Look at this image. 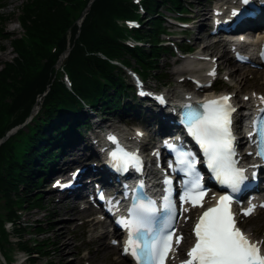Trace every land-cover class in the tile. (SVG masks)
<instances>
[{
  "label": "trees",
  "instance_id": "1",
  "mask_svg": "<svg viewBox=\"0 0 264 264\" xmlns=\"http://www.w3.org/2000/svg\"><path fill=\"white\" fill-rule=\"evenodd\" d=\"M127 0H94L84 17L81 26L77 27L76 19L80 15L83 4L80 0H25L22 2L20 14V26L27 33L28 42L11 38L10 44L15 52L11 60L0 59V139L4 137V131L9 127V117L13 118V124L19 126L29 116L31 108L38 97L43 94L44 111L42 115L47 119L54 116H62L61 121L69 122L70 115H62L64 110L71 109L77 112L81 107V101L89 103L108 102L115 107L120 104L117 96L113 97L112 91L122 93L123 87L114 78L115 67L98 56L101 53L106 58L124 56L123 49L115 41V30L112 34L105 32L107 27L115 28V16H129L130 10ZM174 5H179L176 0H170ZM157 2L149 0V10L156 12ZM6 2L0 1V7H5ZM159 13L157 17L147 18V27L135 33L138 39L149 43L150 48L138 50L134 56L135 63L143 73L151 70H159L158 58L162 51L158 46V31L161 28ZM9 16L0 13V37H11L3 32L4 24ZM113 20V26H112ZM67 33L70 39L67 40ZM52 44L65 50L70 47L65 60L74 80V93L68 94L63 86H58L52 77V66L58 58V54L49 52ZM1 53L5 48L0 46ZM124 51V50H123ZM134 55V54H133ZM3 65V66H2ZM112 100L102 101L100 98ZM56 127L60 129L64 125ZM52 133H39L35 141L36 146L30 152L25 161L24 168L16 164L18 158L26 150L23 138L6 140L0 145V171L3 167L5 175L0 174V189L5 192L10 204L14 196L25 201L30 206L44 208L43 199L36 192L42 180L40 171L46 169V163L50 154L45 152L52 143ZM45 142V143H44ZM50 144V145H49ZM10 165L5 164L10 161ZM19 186L22 193L19 196ZM51 213V212H50ZM9 219L13 218L11 206L7 209ZM14 231L20 234L24 229L14 225ZM22 249L32 251L26 242H19Z\"/></svg>",
  "mask_w": 264,
  "mask_h": 264
},
{
  "label": "snow or ice",
  "instance_id": "2",
  "mask_svg": "<svg viewBox=\"0 0 264 264\" xmlns=\"http://www.w3.org/2000/svg\"><path fill=\"white\" fill-rule=\"evenodd\" d=\"M242 2L248 4L249 0H242ZM233 15L236 13L234 12ZM211 74L214 75V73ZM260 99L264 103V97ZM229 100L230 97L223 96L217 100L208 101L202 105L203 112L190 109L185 114V122L188 132L203 149L207 158V167L215 173L222 184L236 191L243 183L245 176L243 170L235 166L236 162L233 159L235 153L231 114L235 109L228 103ZM260 111L264 112V108ZM249 135L250 137L258 136L259 139L254 141L259 149L256 155L264 158V117L258 118L253 123V132ZM109 139L115 142L114 137ZM112 159L114 166L125 171L130 164L139 165L137 156L122 149L113 152ZM177 163L183 166V170L189 176L194 177L186 185L181 201L191 203L193 207H202V200L206 193L195 172L194 158L186 153H179ZM230 205L231 196H221L214 207L208 208L199 217L193 229L195 244L187 253L188 259L184 264H264V255L260 252L259 244L250 242L236 226ZM171 207L169 203L165 204L170 214ZM254 210L255 205H252L244 211L243 215H251ZM155 212L154 202H138L131 210L133 219L121 221L124 227L129 229V239L124 252L130 253L137 264H164L172 249L174 232L158 235L150 243L144 240L145 232H151L149 225ZM181 240L182 237H176V244H179Z\"/></svg>",
  "mask_w": 264,
  "mask_h": 264
},
{
  "label": "rangeland",
  "instance_id": "3",
  "mask_svg": "<svg viewBox=\"0 0 264 264\" xmlns=\"http://www.w3.org/2000/svg\"><path fill=\"white\" fill-rule=\"evenodd\" d=\"M6 1V5L5 7H0V13H3L7 16H9V19L5 22L4 24V29L3 32L7 33L9 36L13 35V34H17L21 32V28L19 27V25L17 24L15 18L18 14H21L20 8L19 6H21L22 2L25 0H5ZM187 2H193V10L196 9V7H198L197 5V1H200L203 4L207 3V0H186ZM201 9V7H200ZM166 15V14H165ZM206 25V21L203 20L202 22L199 23V25ZM79 25V22H78ZM198 37V38H202L204 37V41L202 42L203 45L207 44L208 40L206 39V33L205 32H196L193 31V33L191 34V38L194 37ZM12 37H8L6 38V41H2L0 42V45H3L5 50L4 52L1 54L2 57L1 59L3 61H5L6 59L10 60L14 55L12 54V48L10 46V40ZM70 39V35L69 33H67V40ZM209 42H212L211 40H209ZM209 51H211V48H209ZM213 51L215 53H223L224 50L223 48H217V49H213ZM67 52L65 51V53L63 55L60 56V60L62 59V57L64 56V58L68 55H66ZM226 58V57H225ZM225 58H222L225 59ZM181 65H179V63H174V59H170L169 57L164 58V60L162 61L161 64V70L164 72V74H169V80L172 81L173 79V75L171 74V71L176 69V68H180ZM227 70L229 72H233L236 71V74L239 72L241 75L240 76H235L233 77V79L235 80V82L240 81L241 76L244 78L246 77L248 79V82H238L237 84H235L234 87H225L226 90H228V88H238L242 90H248L250 88H252V84H257L261 86V79H258L259 73L256 74H252V73H248L246 71V69H236L235 66H227ZM246 72V73H245ZM234 74V75H236ZM253 77V78H251ZM254 81V82H253ZM259 82V84H258ZM151 85H154V82L152 81L150 83ZM170 86V84L168 85ZM260 86H257V88H260ZM167 88V87H166ZM176 92V89H175ZM106 115V114H104ZM140 118H145L146 115L145 114H139ZM114 122H116V119H113ZM85 124L84 125H88V121H84ZM120 127V126H119ZM122 129V128H121ZM36 192H40L43 195V198L45 200V202L47 204H45V209L43 211H37V210H32L29 211L26 215L23 216V219H26L28 221H36V220H41L42 222L46 223L47 226H49L48 229H53L50 233H48V235H46L45 237H49L50 236V241L53 243V246H56L55 249V253H53L52 248H49L50 250V255L47 258H38L36 259L35 264H47L49 262H52V264H84V262H88L89 264H111L114 263L117 260V251L114 249H110L107 247V239H104L105 242V247L103 249H99L98 250V244L93 243L90 246H88L87 241L88 239L93 236L94 233L96 232H92L90 231V227L87 229V231H85L84 225L83 226H79V222L80 220H82L84 218V216H86L84 213L80 212V215L77 216L74 220H70L69 216L70 215H64L65 217L58 219V220H54L53 215H52V211L53 209L55 210V212L57 211H63L60 210V207L55 204V202L53 201L54 198L53 196H49L48 195V189H45V187L42 188V190L40 189L39 191ZM51 200L53 201V204H51ZM69 206V203H65L64 207ZM51 212V213H50ZM52 220V221H51ZM72 222L68 225L65 224V222ZM261 222V219H259V222L255 225V228H257L258 230L263 228V222ZM23 223V222H21ZM24 224V223H23ZM68 225V226H67ZM67 226L66 229H64ZM9 227V226H6ZM64 227V228H63ZM102 229L100 228V231ZM54 232L57 233H65V235L67 236V241H65V247L63 249H61V244H60V239L58 236L55 235ZM67 232V233H66ZM81 232V233H80ZM26 238V237H25ZM39 240L44 239V238H38ZM13 249H16V247H13ZM82 249H86L88 251V255H89V259L88 260H83L81 259L80 253L82 252ZM97 249V251H96ZM61 250H62V255H61ZM85 251V250H83ZM24 257V256H23ZM21 260L22 257L17 261V264H21ZM27 264V263H25Z\"/></svg>",
  "mask_w": 264,
  "mask_h": 264
},
{
  "label": "bare ground",
  "instance_id": "4",
  "mask_svg": "<svg viewBox=\"0 0 264 264\" xmlns=\"http://www.w3.org/2000/svg\"><path fill=\"white\" fill-rule=\"evenodd\" d=\"M195 16H196V18H199L200 20H202V18L204 17V14L197 13ZM200 28H201V26H200ZM225 55H226L225 53H222L220 55V58H223ZM228 63H229V61H224L223 60L221 65L222 66H226ZM188 64H189V66H191L190 68L200 70L199 66L196 67V66L192 65L193 64L192 61H188ZM233 72L234 73H232V72L229 73V75L232 76V77H234V74H236L235 71H233ZM239 75L240 74H236V76H239ZM261 76L264 77V73H262ZM261 80H262V82H261L262 86L259 88L260 92L264 90V78H261ZM236 94H237V92H236ZM240 106L244 107V103L241 102ZM38 108H39V105H37V108H35L34 111L37 112ZM86 141H87V138H86L85 135H80V138L73 140L72 146L70 148H68L64 152V157H66V159L63 162H61V164L65 165L66 168L69 169V170H70L71 166H73L74 164L85 166L87 171L92 170V168L90 167L91 162L88 161V157L84 156L82 154V152H81L82 151L81 146H83L86 143ZM84 147H86V145H84L83 148ZM57 205L60 207V210H63V211L62 212L61 211L55 212V210L53 209L52 215H53L54 220L61 219V218L65 217L66 215H70L69 216L70 220H74L77 216L80 215V213L77 211V207H76V203L75 202H71L69 204V206H67V207H64L65 203L63 201H60L59 203H57ZM64 222H65V224L68 223V225L70 223H72V222H66V221H64ZM251 223L253 224L254 221L250 222V224ZM85 224H86V226H91L92 227V231L96 230V224L97 223H94L93 221H87ZM248 224H249V222H245L244 226H248ZM67 226L65 228L64 227L63 228L66 229ZM54 233H55L56 236L59 237L60 244H61V249H63L65 247V244H66L65 241H67V236L63 232L62 233L54 232ZM106 233L107 232L99 233L98 235H96V237L91 238L89 240V242L90 243H97L99 245V249H103L105 247V243L103 242V237L105 236ZM61 255H62V250H61ZM120 261H122L123 264H127V260L125 258H120Z\"/></svg>",
  "mask_w": 264,
  "mask_h": 264
}]
</instances>
